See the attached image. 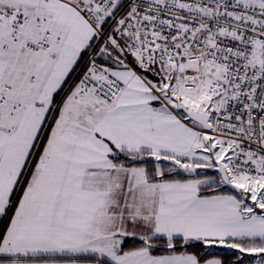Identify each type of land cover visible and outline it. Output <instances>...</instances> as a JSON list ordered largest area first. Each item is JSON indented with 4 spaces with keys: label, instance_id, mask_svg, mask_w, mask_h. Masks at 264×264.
Masks as SVG:
<instances>
[{
    "label": "snow or ice",
    "instance_id": "6c2138e0",
    "mask_svg": "<svg viewBox=\"0 0 264 264\" xmlns=\"http://www.w3.org/2000/svg\"><path fill=\"white\" fill-rule=\"evenodd\" d=\"M0 264H264V0H0Z\"/></svg>",
    "mask_w": 264,
    "mask_h": 264
}]
</instances>
